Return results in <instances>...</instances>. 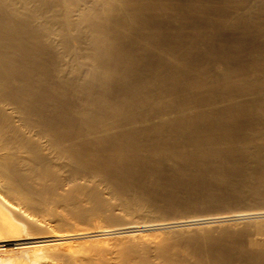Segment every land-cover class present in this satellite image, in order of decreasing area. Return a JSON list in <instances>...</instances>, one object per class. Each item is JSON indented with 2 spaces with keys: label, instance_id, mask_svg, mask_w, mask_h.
I'll list each match as a JSON object with an SVG mask.
<instances>
[{
  "label": "bare ground",
  "instance_id": "obj_1",
  "mask_svg": "<svg viewBox=\"0 0 264 264\" xmlns=\"http://www.w3.org/2000/svg\"><path fill=\"white\" fill-rule=\"evenodd\" d=\"M242 201L264 206V0H0V254L107 264L108 224L147 229L123 217ZM174 223L216 225L114 264H264V209Z\"/></svg>",
  "mask_w": 264,
  "mask_h": 264
},
{
  "label": "rangeland",
  "instance_id": "obj_2",
  "mask_svg": "<svg viewBox=\"0 0 264 264\" xmlns=\"http://www.w3.org/2000/svg\"><path fill=\"white\" fill-rule=\"evenodd\" d=\"M160 203V201H159ZM158 203V204H159ZM241 203V202H239ZM165 203L161 202V216H155L153 217V219L149 220L150 218H143V219H140L138 220V218H134L133 220H135L134 222L132 221V217L130 216H126L125 218L123 217L122 221L124 222H121L125 224V221L126 223H129L132 225V224H135V225H132V226H141V227H144V228H147L145 229V231H142V233L140 234L141 237L140 238H133L132 241L131 239L129 238L131 235L130 234H135V233H123L121 232V226H116L115 224H108L110 225L108 228H105L106 232H104L105 234H101L103 236H100L98 237L97 239H101L102 237L105 238L106 236V239L109 237V239H111L110 241H108L107 243L104 241H102V244L101 243H98L100 240H97L98 242H96L95 240V237L92 235V233L89 234H80V233H83V232H60V233H57V234H54L56 235L55 237H50V238H46V240L49 239V241L45 242V243H51V244H55V243H63V244H67L71 241H73L75 238H77L76 241L78 242H86V243H89L91 241H94L98 244H101L100 247H102V249L100 247H98L97 245V248H100L102 253L104 256H102L104 258V260H109L108 263L110 264H114L115 262V258H117V254L119 253H116L117 252V248L122 249L123 245L124 246H127L126 244L130 245V244H133V241H136L134 242V244H136L140 239L143 241V240H150V242L154 239H160V238H163V236H166L168 234H179V233H184L185 231H191V230H194L196 229L197 227H201V228H204V227H207V226H213V225H216V224H201V225H193V224H183V225H178L175 222H185V221H188V220H193L194 219H200V218H208L209 216H221V215H224L225 213L227 212H234V213H242L243 211H247V212H256V211H261L262 209H264V206L262 205H258L257 203H253V202H243L242 201V204H238V202L236 204H238L237 207H235L236 205L232 204L231 205H228V206H224L223 208H220V205H215L216 207H211V208H207L205 207L204 205H202L200 202L196 203L197 205L195 206H189L187 207L186 205L182 206V205H174V209L173 207H169V206H165L164 205ZM234 205V206H233ZM240 205V206H239ZM218 206V207H217ZM177 207V208H175ZM184 207V208H183ZM228 207V208H227ZM170 208V209H169ZM180 211V212H179ZM237 211V212H236ZM117 212V211H116ZM179 213V215H178ZM180 213H181V216H180ZM184 215V216H183ZM183 216V217H182ZM130 217V218H129ZM161 217V218H160ZM127 218V219H126ZM183 218V219H182ZM126 219V220H125ZM131 219V220H130ZM160 219V220H158ZM182 219V220H181ZM186 219V220H185ZM143 220V222H142ZM146 220V221H145ZM139 221V222H138ZM142 223H141V222ZM158 221V222H157ZM133 222V223H132ZM137 222V223H136ZM156 222V223H155ZM98 223V222H97ZM104 224L106 222H103ZM139 223V224H138ZM141 223V224H140ZM151 223V224H149ZM104 224H102V222H99V224L97 226L99 227H103L105 226ZM137 224V225H136ZM161 224V225H160ZM165 224V225H164ZM175 224V225H174ZM181 224V223H180ZM218 225H225L227 224V222H220V223H217ZM113 225V228L112 226ZM146 225V226H145ZM149 225V226H148ZM157 225V226H156ZM116 226V227H115ZM123 226V225H122ZM126 226V225H125ZM154 226V227H153ZM163 226V227H162ZM82 228H85V227H82ZM110 228V229H109ZM108 229V230H107ZM120 229V230H119ZM144 230V229H143ZM150 230V231H149ZM93 231V229H88L87 232H91ZM109 231V232H108ZM121 233H120V232ZM108 232V233H107ZM114 234H113V233ZM110 233V234H109ZM137 233V232H136ZM18 234L19 235H23L24 233L18 231ZM84 235V236H82ZM88 235V236H87ZM108 235V236H107ZM6 234H3L0 232V239H3V237H5ZM59 236H65L67 238L65 239H57V237ZM75 236H78V237H75ZM25 237V236H23ZM44 237H47V235H44ZM158 237V238H157ZM34 237H28V239H31L33 240ZM132 238V237H131ZM45 239V238H44ZM107 239V240H109ZM152 239V240H151ZM140 240V241H141ZM148 240V243L150 244ZM158 240H154L151 242L150 246L155 243V244H158L156 243ZM163 240V239H162ZM60 241V242H59ZM93 241V242H94ZM161 241V240H160ZM159 241V242H160ZM101 242V241H100ZM132 242V243H131ZM143 242H147V241H143ZM154 242V243H153ZM130 243V244H129ZM139 243V242H138ZM153 243V244H152ZM148 244V245H149ZM14 247V246H11V248ZM105 248V250H104ZM107 248V249H106ZM109 249V250H108ZM114 250V251H113ZM107 251V253H106ZM119 251V250H118ZM110 252V253H109ZM38 253H40V251H38ZM113 253V254H112ZM110 254V255H109ZM115 254V255H114ZM107 255V256H106ZM112 255V256H111ZM108 256H110L108 258ZM116 256V257H115ZM107 257V258H106ZM95 257L92 258L91 262L92 264H101V262H99L100 260H97V257L96 259H94ZM102 258V260H103ZM99 259V258H98ZM101 259V258H100ZM115 259V260H114ZM111 260V262H110ZM104 261V262H105ZM106 262V263H107ZM107 263V264H108ZM0 264H54L53 261L51 260H44V259H38V257H36L35 255H33L32 253H30L29 251H26V252H23V251H17V250H8V251H5L3 252L2 254H0Z\"/></svg>",
  "mask_w": 264,
  "mask_h": 264
}]
</instances>
